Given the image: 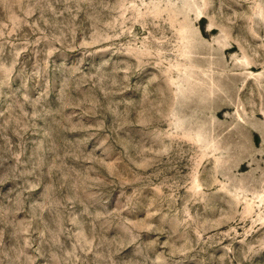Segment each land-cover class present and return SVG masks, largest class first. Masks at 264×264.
Returning a JSON list of instances; mask_svg holds the SVG:
<instances>
[{
	"label": "rangeland",
	"instance_id": "374dc122",
	"mask_svg": "<svg viewBox=\"0 0 264 264\" xmlns=\"http://www.w3.org/2000/svg\"><path fill=\"white\" fill-rule=\"evenodd\" d=\"M0 264H264V0H0Z\"/></svg>",
	"mask_w": 264,
	"mask_h": 264
}]
</instances>
